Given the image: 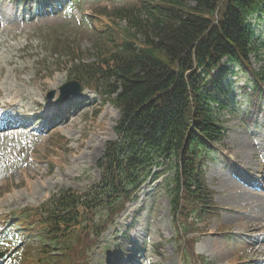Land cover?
Masks as SVG:
<instances>
[{
    "label": "trees",
    "instance_id": "obj_1",
    "mask_svg": "<svg viewBox=\"0 0 264 264\" xmlns=\"http://www.w3.org/2000/svg\"><path fill=\"white\" fill-rule=\"evenodd\" d=\"M30 1L43 11L62 0ZM258 16H264V0H138L96 8V38L88 49L75 27L69 36L56 30L44 39V49L56 57L38 69L49 74L64 65L71 80L89 87L95 82L120 118L118 138L98 160L100 179L85 190L60 189L34 210L43 241L52 242L41 249L47 248L42 263L82 264L77 247L93 250L154 166L171 168L174 187L167 188L180 213L220 215L207 162L226 134L221 113L233 102L231 77L248 75L243 89L251 85L245 90L250 102L264 97V72L252 67L264 49L253 21ZM68 241L75 246L54 260L49 249Z\"/></svg>",
    "mask_w": 264,
    "mask_h": 264
},
{
    "label": "rangeland",
    "instance_id": "obj_2",
    "mask_svg": "<svg viewBox=\"0 0 264 264\" xmlns=\"http://www.w3.org/2000/svg\"><path fill=\"white\" fill-rule=\"evenodd\" d=\"M71 1L75 5L70 13L62 5L38 13L33 6L24 11L16 2L0 0V100L12 116L26 118L27 123L35 119L36 128L44 123L39 132H29L7 119L0 123V214L41 204L60 189L89 188L101 176L98 160L107 145L118 138L115 125L120 114L115 106L102 102L92 108L88 100L79 111L76 107L69 109V100L59 101L56 95L46 98L49 90L58 95L60 87L69 81L64 65L43 78L35 77L29 69V54L38 52L41 40L56 30L63 38L72 32L71 27L77 28L84 34L80 44L88 49L96 36L85 15H91L96 6L113 8L135 0ZM253 21L264 40V16ZM261 52V58L253 56L252 67L264 72V49ZM42 57L51 60L48 51L41 53ZM246 76L231 77L239 92L238 85L246 81ZM87 95L92 97V91L79 97ZM238 99L230 110L221 113L226 134L218 145L216 160L207 170L206 178L216 190L221 215L208 222L199 221L194 229L182 232V238L186 237L188 245L206 257L207 264H264V99L252 110L243 92ZM60 108L70 111L61 115ZM248 110L249 114L255 113L253 118L246 115ZM7 125L10 127L5 128ZM158 190L153 210L145 211L132 231L139 243L148 238V248L142 251L139 264L159 260L152 244L169 240L180 228L169 212L168 193L164 188ZM143 195L142 191L137 203ZM134 211L131 206L129 219ZM111 240L110 233L105 232L100 244ZM100 244L92 252L93 264H104L111 258ZM176 248V240L168 243L164 247L167 259L161 262L181 264Z\"/></svg>",
    "mask_w": 264,
    "mask_h": 264
},
{
    "label": "water",
    "instance_id": "obj_3",
    "mask_svg": "<svg viewBox=\"0 0 264 264\" xmlns=\"http://www.w3.org/2000/svg\"><path fill=\"white\" fill-rule=\"evenodd\" d=\"M80 89H81V87H80L79 83L68 82V83L64 84L63 86H61L60 98H64V97H67L69 95H73V94L79 92ZM54 93H55L54 91L50 92L49 97H53Z\"/></svg>",
    "mask_w": 264,
    "mask_h": 264
},
{
    "label": "bare ground",
    "instance_id": "obj_4",
    "mask_svg": "<svg viewBox=\"0 0 264 264\" xmlns=\"http://www.w3.org/2000/svg\"><path fill=\"white\" fill-rule=\"evenodd\" d=\"M37 92V91H36Z\"/></svg>",
    "mask_w": 264,
    "mask_h": 264
}]
</instances>
